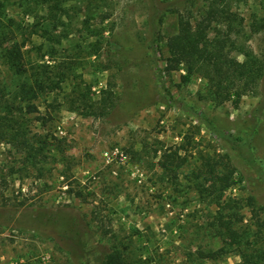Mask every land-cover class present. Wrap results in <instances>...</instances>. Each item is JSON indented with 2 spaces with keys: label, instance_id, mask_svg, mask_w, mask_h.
<instances>
[{
  "label": "rangeland",
  "instance_id": "374dc122",
  "mask_svg": "<svg viewBox=\"0 0 264 264\" xmlns=\"http://www.w3.org/2000/svg\"><path fill=\"white\" fill-rule=\"evenodd\" d=\"M60 1L56 22L51 3L0 0V117L17 113L13 93L31 76L6 64L13 43L23 45L27 67L59 65L70 76L34 102L40 114L26 115L27 137L36 148L47 141L44 153L0 138V264H105L114 248L125 264H206L202 251L232 240L206 231L218 208L194 185L203 157L233 169L227 213L236 215L243 249L264 250V76L238 102L217 105L204 79L165 70L180 20L199 23L212 3H230L244 19L240 37H250L246 48L264 65V31L250 30L264 0ZM109 88L112 108L74 111L79 93L98 101ZM38 115L52 116L47 127ZM174 151L182 161L165 172L160 161ZM226 251L207 264H243L238 249Z\"/></svg>",
  "mask_w": 264,
  "mask_h": 264
},
{
  "label": "trees",
  "instance_id": "16d2710c",
  "mask_svg": "<svg viewBox=\"0 0 264 264\" xmlns=\"http://www.w3.org/2000/svg\"><path fill=\"white\" fill-rule=\"evenodd\" d=\"M51 3V14L55 16L62 13L63 9L60 0H42ZM0 7L3 4L0 3ZM244 19L232 12L231 4L227 3L220 7L217 3H212L204 13L203 19L195 24L189 19L182 18L179 22L178 33L172 36L167 42L168 57L166 59L167 73L178 71L185 68L187 71L186 80L197 76L204 79L207 83L208 94L217 105L227 102H238V100L251 92L257 90L259 81L264 76V65L256 58L252 52L246 48V41L250 37H240L244 32ZM216 24V25H214ZM22 26V25H21ZM55 28L56 23H54ZM20 28V26H19ZM42 37L49 34V30L40 29ZM251 35L264 31V15L254 16L250 25ZM212 34V35H211ZM214 34V35H213ZM238 52L244 55V61L234 58L231 53ZM47 54L42 55V60ZM52 56H50L51 58ZM53 58V57H52ZM6 64L19 76L31 72L29 79L27 76L13 93L9 109L17 110L4 113L0 117V138H4L14 146L32 152L44 153L46 142L40 144L44 146L35 147L32 140L27 137L26 126L28 122L27 114H40L39 107L34 102L44 97L46 94H54L62 90V85L69 79V69H59V65L32 64L27 67L23 45L15 42L4 54ZM114 92L109 89L103 91L102 97L98 101L84 99L83 94L79 93L76 100L74 111L84 116H97V112L113 107ZM20 101V104H16ZM26 106L24 111L23 105ZM44 127L52 120L50 115H38ZM44 140L49 139V135L43 136ZM39 145V144H38ZM34 158H37L35 155ZM184 160V159H183ZM178 161H182L179 152L171 154L165 153L160 167L165 172H173V167ZM194 185L200 196L206 203L215 205L218 209L212 216L213 223L206 227L209 236L224 242L232 240L229 245L220 249H206L202 251L199 262H217L225 255L226 247H235L240 251L243 264H264V250L254 249L252 252L245 251L242 231L237 229L231 217L235 214L227 213L230 197H226L229 190L234 187V171L230 165H220L208 158H202V163L192 173ZM250 205L253 201L250 198ZM229 214V215H228ZM228 215V216H227ZM124 254L114 248L112 253L106 258L105 264H125Z\"/></svg>",
  "mask_w": 264,
  "mask_h": 264
}]
</instances>
